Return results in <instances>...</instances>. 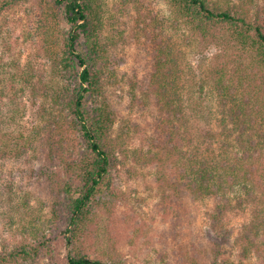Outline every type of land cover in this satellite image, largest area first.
Listing matches in <instances>:
<instances>
[{
  "label": "trees",
  "instance_id": "16d2710c",
  "mask_svg": "<svg viewBox=\"0 0 264 264\" xmlns=\"http://www.w3.org/2000/svg\"><path fill=\"white\" fill-rule=\"evenodd\" d=\"M0 1L1 14L29 0ZM165 1L172 10V28L184 25L207 42L228 36L257 60L212 66L208 81L219 100L220 130H201L195 124L202 116L201 104L184 101L182 66L173 48L167 50L170 36L161 25L163 19L149 11L136 28L144 42L149 41L144 48L153 55L154 71L134 101L142 108L153 103L157 116L146 139L148 148L135 151V162L155 170L166 214L181 217L179 213L201 203L210 228L226 236L227 214L248 211L251 218L238 237L240 257L254 255L264 264V0ZM100 8L101 0L42 1L38 29L51 66L49 78L21 71L20 81L18 63L0 53V163L23 156L41 163L38 174L46 178L52 200L48 229L33 227L32 243L0 252V264H41L45 258L49 262L44 264H53L50 249L59 240L67 252L65 264H117L107 254L91 255L86 246L100 252L92 243H99L102 215L114 213L126 201L120 189V156L127 152L113 129L119 111L107 83ZM9 65L17 71L8 76ZM26 89L32 98L44 99L47 120L12 141L18 109H4ZM93 237L95 242L89 244ZM209 242L210 249L193 245L187 263L215 264L220 243L213 237ZM177 248L183 259L184 247Z\"/></svg>",
  "mask_w": 264,
  "mask_h": 264
},
{
  "label": "rangeland",
  "instance_id": "374dc122",
  "mask_svg": "<svg viewBox=\"0 0 264 264\" xmlns=\"http://www.w3.org/2000/svg\"><path fill=\"white\" fill-rule=\"evenodd\" d=\"M42 1L29 0L0 14V53L6 54L8 62L18 63L20 71L17 74L27 71L35 78L39 75L49 78L51 70L42 52L38 29ZM99 11L102 19L99 36L106 51L110 75L107 83L112 104L119 111L113 129L118 139L122 137L119 143L127 152L120 156L123 163L120 189L126 201L121 206L117 205L114 213L102 215L100 229L96 233L99 243H92L95 242L94 237L89 239V244L98 245L100 252H93L94 246L86 245L91 255L107 254L109 261L117 264H188L193 245L195 249L199 246V250L202 245L210 249L209 241L213 237L219 241L221 250L219 256L213 258L216 259L215 264H263L254 255L248 259L240 257L238 237L243 225L251 218L248 211L246 214H227L223 231L226 236L210 228L206 208L201 203L191 206L188 212L179 213L181 217L166 214L161 208L155 170L141 166L134 158L135 151L148 148L146 139L152 133V124L157 116L153 103H145L147 107L142 108L134 101V95L140 96L149 73L154 71L153 55L144 48H149V41L144 42L142 32L136 28L138 23L145 22L146 15L150 16L149 11L163 19L161 25L170 36L167 50L173 48L178 64L182 66L181 84L186 85L182 93L184 101L193 100L197 105L201 104L202 116L195 121L201 130L211 128L216 133L220 130L219 100L208 81L212 66L223 62H229L232 67L240 62L252 64L257 60L256 55L233 44L228 36L207 42L184 25L172 28L168 21L172 10L165 0H101ZM64 27L67 29L66 25ZM13 67H7L8 76L17 71ZM20 76L23 75L19 74L20 81H23ZM15 102L4 109L9 112L18 109L17 114L14 113L16 123L11 127L15 137L12 141L20 137V132L24 136L29 135L47 120V114L42 111V104H45L42 97L34 99L26 89L23 93L17 92ZM19 142H23L22 137ZM2 162L0 252H8L31 244L33 227L48 229L52 200L46 178L38 174L41 163L30 162L25 156ZM177 246L184 247L183 259ZM50 250L53 264H65L67 252L61 240L54 242ZM18 261L21 262L20 259ZM48 262L45 258L41 264ZM210 263L213 264L212 261Z\"/></svg>",
  "mask_w": 264,
  "mask_h": 264
}]
</instances>
